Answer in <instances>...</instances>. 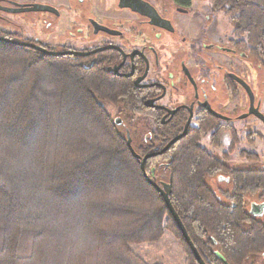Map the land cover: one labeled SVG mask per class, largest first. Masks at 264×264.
Listing matches in <instances>:
<instances>
[{
  "label": "trees",
  "instance_id": "trees-1",
  "mask_svg": "<svg viewBox=\"0 0 264 264\" xmlns=\"http://www.w3.org/2000/svg\"><path fill=\"white\" fill-rule=\"evenodd\" d=\"M210 2L214 14L230 17L236 47L264 66V0ZM105 60L48 56L0 40V264H148L131 246L158 242L167 230L184 246L187 264H199L128 146L129 132L144 158L182 126L152 117L131 81L110 74L113 61ZM107 104L120 108L126 135ZM213 121L149 158L146 171L171 185L172 205L205 264H226L219 255L228 264H254L264 256V221L246 203L264 195V169H233L203 148ZM223 131L213 133L212 145L221 146ZM241 157L258 160L247 151ZM165 172L169 180L158 182ZM219 173L230 176L232 190L221 192L231 203L208 183Z\"/></svg>",
  "mask_w": 264,
  "mask_h": 264
},
{
  "label": "flooded vegetation",
  "instance_id": "flooded-vegetation-1",
  "mask_svg": "<svg viewBox=\"0 0 264 264\" xmlns=\"http://www.w3.org/2000/svg\"><path fill=\"white\" fill-rule=\"evenodd\" d=\"M144 1L150 3L163 20L170 22L171 26L169 25V28L173 30L155 26L152 24L150 18L133 12L130 9L120 8V1L116 0L115 8L118 7L117 10L114 9L110 13L97 10L94 16L88 19L86 25L89 32L88 38L84 42L85 47L80 50L71 45L60 46L61 50H55L48 42L42 43L39 36L32 34L31 31H25V29H23V34L0 32L14 35L22 40V42L32 43L54 52L74 51L91 53L98 51L85 57L69 56L87 59L88 63L101 59L105 60V58L113 61L107 66L108 72L131 81L134 88L142 96L141 101L144 103V107L152 114V117H156L163 124L178 120L177 123L182 126V130L176 137L184 132L190 119L188 132L191 128H199L206 118L211 117L214 119L213 126L200 138V144L204 137L209 136L210 146L214 149H220L224 137L229 135L232 145V129L238 135V131L233 125L234 119L224 113L218 112L215 108V106L226 108L227 100L213 101L212 95L206 87L208 81L199 79V69L202 67L201 58L208 57L216 63L223 64L228 60L227 51L231 50V47H227L226 40L213 39L216 35L213 23L215 21L214 17L219 14H214L211 10V18L209 14H207L209 16L204 17L201 14L194 13L192 1L190 6H182L171 0V3L165 4L164 8L156 6L159 0ZM40 3L53 7L47 4L46 1L0 0V15H3L1 19L8 20V17L17 16L20 11L24 13V9L26 8H22L20 5L29 6ZM44 13L57 14V20L56 17L52 20L55 21V24L49 22L47 18L45 19L46 16H38L39 20L43 19V23L46 26L51 27L62 20V16L57 12V8ZM200 18L202 19V24L198 25L199 29H197L196 22ZM113 20L118 21L120 26L116 28L111 27L108 23ZM101 27L104 30L96 32ZM198 31L200 32L199 34ZM204 41L208 42L206 46L209 50H212L214 45H216L220 47V52H201L196 48V45ZM237 42H235V46ZM232 49L240 50L238 47H232ZM183 57H186V59L184 60ZM231 76L230 74L225 76L228 87L240 85ZM242 89L247 94L243 87ZM255 106L259 107L261 111V105H256V100ZM116 108L120 111L119 107ZM220 130H224L220 138L221 146L216 147L212 145L211 138L213 133ZM174 139H171V141ZM226 154L228 155V153H223L222 156H219V154L213 155L227 164L224 161L227 156ZM216 177H219L222 181H231L227 173H219ZM263 202H253L252 207L258 206Z\"/></svg>",
  "mask_w": 264,
  "mask_h": 264
},
{
  "label": "rangeland",
  "instance_id": "rangeland-1",
  "mask_svg": "<svg viewBox=\"0 0 264 264\" xmlns=\"http://www.w3.org/2000/svg\"><path fill=\"white\" fill-rule=\"evenodd\" d=\"M37 1H46L47 4L57 8V12L61 14L62 20L56 25L49 27L43 23V19L39 20L38 16H46L45 19L47 18L49 22L55 24V21L52 20L54 17L57 20V14L44 13L37 10L24 11V13H29L24 14L23 11H20L17 16L6 17L8 20L1 19L3 15H0V31L13 34H23V29L31 31L32 34L39 36L42 43L48 42L51 47L58 51L62 49L60 46L65 45H71L79 50L83 49L85 47L84 42L87 40L89 34L86 27L88 19L94 16L97 10L110 13L118 8H115L116 0ZM191 1L194 13L201 14L204 17L211 15L210 0ZM169 2L171 3V0H159L156 6L164 8L165 4ZM214 18L215 21L213 23L216 35L213 39L226 40L227 47H231V50L227 51L228 60L225 64L216 63L208 57L201 58L202 67L199 69V79L208 81L206 87L211 93L213 101L227 100L226 108L221 106H215V108L218 112L224 113L234 119L233 125L238 131L240 141L237 145L232 146L231 137L228 135L224 137L222 147L214 149L210 146L209 136H206L202 139L201 145L215 155L219 154V156H222L223 153H228L224 161L233 169H262L264 168V124L255 116L241 120L249 111V97L240 85L228 87L225 76L228 74L235 75L246 82L254 93L256 105H261V113L264 114V66L253 58L245 48H239L240 50L232 49V47H236L235 42L238 41V37L234 34V25L230 17L219 14ZM196 23V27L199 29L202 19L200 18ZM108 24L114 28L120 26V23L115 20L110 21ZM207 44L208 42L204 41L197 44L196 48L203 53L220 52V47L214 45L215 48L213 47L212 50H209L206 46ZM183 59L185 60L186 57H183ZM106 107L113 119L121 122L120 130L126 135L129 123L124 120L118 108L110 104H107ZM243 151L257 154L259 160L252 161L241 157V152ZM168 180L169 176L166 172L159 175L158 182H167ZM208 183L222 196L225 202L231 203V200L226 198L221 192L222 190H232L231 181H222L219 177H213L210 178ZM262 201H264V195L261 192L251 194L247 198L246 207L248 210H251L253 202L261 203ZM262 219L264 221V216ZM131 248L148 264H187V254L184 246L169 230L165 231L164 236L158 242L132 245ZM251 261L254 264H264V256H256Z\"/></svg>",
  "mask_w": 264,
  "mask_h": 264
},
{
  "label": "water",
  "instance_id": "water-1",
  "mask_svg": "<svg viewBox=\"0 0 264 264\" xmlns=\"http://www.w3.org/2000/svg\"><path fill=\"white\" fill-rule=\"evenodd\" d=\"M119 7L120 8H126V9H130L133 12L139 13L143 16H146L148 18L151 19V22L153 25L155 26H159L161 28L164 29H169V30H173L169 28V25L171 26V23L163 20L157 10L148 2L144 1V0H119ZM22 8H26L24 9L25 12H30L32 10H37V11H42V12H47L51 9H54L53 7H49L46 5H42V4H32V5H20ZM22 12V11H21ZM98 25V24H96ZM104 30L103 27H101V29L96 30V32H98L99 30ZM106 30V29H105ZM0 40L5 41L7 43H11V44H17L20 46H24V47H30L33 49H36L40 52H42L45 55L48 56H63V55H74V56H80V57H85V56H89L93 53H96L98 51H94L91 53H80V52H74V51H64V52H54V51H49L43 47L37 46L35 44L32 43H25V42H16V41H12V40H7V39H3L0 38ZM105 50V49H102ZM231 77L234 78V80H236L238 83H240V85L246 90L249 100H250V108H249V112L242 117V119L248 118L250 116H256L257 118H259L263 123H264V114L261 113L260 108L255 106V96L253 91L251 90L250 86L244 82L243 80H241L240 78H238L235 75H232ZM210 109V108H209ZM211 111V109H210ZM213 114H215L214 112H212ZM216 115V114H215ZM119 122V121H118ZM191 119L189 120L188 124L186 125V128L184 130V132L176 137L174 140H172L164 149H162L159 152H154L151 154H148L147 156H145L144 158H141L139 155H137L132 147V139L130 137V134H128V146L130 147V149L132 150L133 154L141 159V166H142V170L143 173L145 175V177L148 179V181L160 192V194L163 196L166 205L170 211V213L172 214L175 222L177 223L179 229L182 232V235L184 237V239L186 240L189 248L191 249L192 253L194 254L197 262L199 264H205V262L203 261V259L201 258L197 248L195 247L194 243L191 241L190 236L182 222V220L180 219L179 215L177 214V212L175 211V208L172 205L171 199H170V192H171V185L167 184V183H163L162 185H159L158 183H156L153 179L149 178L147 171H146V162L149 158L158 156V155H163L166 152H168L171 147L176 144L179 140H181L182 138H184L187 135L188 132V127L190 125ZM120 123V122H119ZM253 210H256L260 217L264 216V203L258 205V206H253ZM219 257L222 259V261L226 264L227 261L226 259L219 255Z\"/></svg>",
  "mask_w": 264,
  "mask_h": 264
}]
</instances>
